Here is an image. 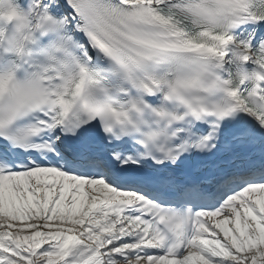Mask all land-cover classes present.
Wrapping results in <instances>:
<instances>
[{
  "label": "snow or ice",
  "instance_id": "6c2138e0",
  "mask_svg": "<svg viewBox=\"0 0 264 264\" xmlns=\"http://www.w3.org/2000/svg\"><path fill=\"white\" fill-rule=\"evenodd\" d=\"M0 264H264V0H0Z\"/></svg>",
  "mask_w": 264,
  "mask_h": 264
}]
</instances>
